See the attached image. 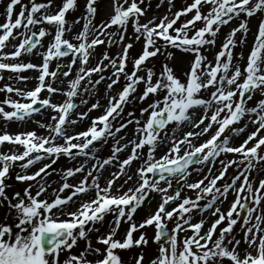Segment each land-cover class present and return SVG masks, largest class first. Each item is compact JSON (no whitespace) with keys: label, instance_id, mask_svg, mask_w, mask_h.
I'll use <instances>...</instances> for the list:
<instances>
[{"label":"snow or ice","instance_id":"6c2138e0","mask_svg":"<svg viewBox=\"0 0 264 264\" xmlns=\"http://www.w3.org/2000/svg\"><path fill=\"white\" fill-rule=\"evenodd\" d=\"M142 2L143 0H139V3ZM168 2L171 6L172 0ZM95 3L96 0H86L84 14L74 21V23H79L81 19L85 21L82 30L73 36L77 43L65 38V32L70 30L65 27V17L69 11L77 8V0H61L54 10L53 0L42 2L29 0L28 4H21V0H9L6 5L5 20L0 24V71L7 70L19 74L26 70H35L38 73L36 76L38 83L28 91L9 85L0 88V92H14L21 98L0 101V119L23 121L39 112L40 107L47 108L53 114L49 123L39 124V127L48 132L46 136H38L34 131L14 135L7 132L0 134V144L7 142L23 148V151L0 152V198L8 201L10 210V218L0 221V264H124L116 250L147 245L148 240L144 233L141 232L138 238H133V233L145 226H154L153 242L158 245L157 254L150 264H225V261L228 264H264V207H262L264 178L260 179L255 187L253 180L250 179L256 165L264 162V135L260 134L261 130H264V99L259 100L254 107L246 106V99H251L254 91L259 90L264 96V0H192L191 4L173 13L171 18L163 16L157 23L154 17L143 24L139 22V17L144 11L138 0H112V14L109 18L93 25L91 20L97 11ZM18 4L20 9L13 18L15 6ZM203 5L209 6L206 13L201 12ZM188 13H193L190 19L173 27L182 15ZM257 13H260L262 18L257 25L245 65L241 68L239 63L233 64L232 49L237 43L245 42L249 31L247 18ZM241 14L243 18L229 32L220 50L215 54L214 61H208L207 57L201 54V49L205 45H214V37L220 27L227 25L234 18H241ZM130 20L135 39L143 37L144 45L141 54L133 60V70L126 72L128 51L132 44L123 42ZM197 22H202V26L197 28ZM42 24L54 28V34L44 27L32 30L36 25ZM113 26L117 28V32H108ZM21 29L23 31H20ZM237 32L241 33L239 41L235 39ZM46 35H52V39L47 48L39 52L42 58L40 64L19 60L23 53H32L34 49L39 51L37 46L43 47L42 38ZM104 36L108 37L110 45L123 44L122 51L113 57L105 52L94 67L86 68L91 50L105 43L101 38ZM113 36H117L118 39H113ZM17 39L19 42L13 43ZM157 40L192 54L193 58L183 81L167 66L163 68L155 82L154 73L150 68L147 69L145 76L137 75L144 62L160 52V48L156 46ZM9 46L13 50L4 52L3 50ZM69 56L71 59L66 65L68 71L61 72L62 66L59 63L55 71L49 70L50 61ZM239 58H244L243 53ZM5 60L14 62H3ZM105 60L108 61L107 64L103 63ZM77 61L78 72L74 79L68 81L67 88L53 87V82L60 75L64 77L70 75ZM108 67L113 69L112 77L115 78L108 77L110 83L107 84V89L110 90L119 82L121 74L127 83L116 96L109 97L104 114L93 118L86 130L69 134L66 125H74L77 122L68 117L79 107L73 102V98L80 90L81 81H85L83 91H90L88 85L95 88V85L105 79L101 75L99 79L93 81L92 74L102 73ZM16 78L24 81L29 79L19 75ZM141 82L145 84V88L138 97L139 100L143 101L150 94L163 95L147 108L140 110L141 116L148 113L142 125L139 120H128L113 130L111 120L120 115L123 105L128 102L131 93L135 92V86ZM63 83L61 81V84ZM208 89L211 91L207 98L199 95L202 90ZM42 91H46L49 96L41 98ZM51 94H60L66 99L61 103H55L50 98ZM80 103L86 101L81 100ZM4 105L11 110L6 111ZM37 105L40 107H36ZM98 106V103H93L91 109ZM194 108L203 110L199 119H194L190 113ZM131 115L132 113H129V116ZM245 115L256 129L239 145H233L229 136L225 135L226 129L232 133L243 132L244 128L231 126L237 124ZM77 116L83 119L87 112L77 113ZM205 120L208 121L207 124ZM129 123L137 125L135 131L138 139L128 141L132 147L127 158L117 160L116 153L127 147L120 145L119 140L112 146L110 157L103 160L97 157L94 142L115 137V134ZM170 123L177 127L187 124L193 129L200 128L202 124L204 127L199 132L183 133L179 138L175 133L171 135L165 133L167 149L157 159L154 156L157 143H165V139L160 137V132ZM214 125L215 130L207 140L198 145L192 142V138L209 133ZM58 139L62 140V143H57ZM145 145L148 146V150L146 157L136 169V185L121 191L124 184L133 179L131 175H127L125 169L133 160L140 158L141 153L138 150L143 149ZM181 145H187V148L181 151ZM222 153L235 155L227 162L220 161L222 168L219 175H212L209 167L208 175L203 179L187 183V188L198 190L195 199L184 197L176 207L168 210L166 206L170 202L180 199L179 190L173 195L167 194L172 187L173 178H178L179 184L190 174L188 171L190 166L213 164ZM61 155L69 159L78 156H84L86 159L78 167L63 171L62 178L65 182L59 189L53 190L55 195L51 200L40 199L47 190L44 184H39L34 194L31 192L30 184L23 190V195L15 192L12 199H9L5 193L4 179L13 164L20 161L22 163L18 166L27 169L46 158L54 164ZM88 160L95 162L86 171ZM114 160H117L119 170L111 172L105 184L101 186L99 181L102 171ZM51 164H44L30 175H17L16 179L32 181L40 177L42 180L41 174L46 176L48 174L46 170L51 168ZM233 165L236 166L237 173L231 178V182L217 187V181L223 179L227 168ZM77 173L83 175L76 183H68L67 179ZM122 175L126 176V179L113 191V185ZM206 179L207 184L204 183ZM161 181L164 182V186H160ZM237 181H240L238 186ZM66 189L69 190L68 194L60 195ZM150 191L162 194L156 210L139 225L130 223L123 240L113 239L121 221L132 220L133 214ZM230 191L234 194V200L228 210L222 212L219 207H215L212 215L218 218L201 234L204 220L191 223V217L186 214L195 208H200L201 211L212 209L217 200L222 197L226 199ZM89 192L93 193L90 199H74ZM202 199H206L207 203L201 206L199 201ZM70 202L78 205L74 211L67 209ZM109 213L112 214V226L106 234L97 237V243L105 246L101 251L100 248L92 247L91 241L87 240V234L93 230L99 231L94 229V225L103 221L105 215ZM242 213L246 215L242 216ZM61 216L65 219H60ZM174 216L175 224L169 231L164 221L172 220ZM223 221H227L226 226L222 227L213 239L217 226ZM238 222H241L242 240L247 245L242 253L238 251L241 239L231 235L233 226ZM187 231H190L191 235L179 237V233ZM78 240H87L86 246L79 254H72L71 249L76 246ZM61 252L69 253L62 262L59 260ZM89 254H95L100 258L90 261L87 259ZM134 259L135 264H142L143 254Z\"/></svg>","mask_w":264,"mask_h":264},{"label":"rangeland","instance_id":"374dc122","mask_svg":"<svg viewBox=\"0 0 264 264\" xmlns=\"http://www.w3.org/2000/svg\"><path fill=\"white\" fill-rule=\"evenodd\" d=\"M6 1H7V3L9 2V0H3V2H2L3 6L6 5ZM24 1H29V0H21V2H24ZM37 2H42V0H37ZM53 3H57V5H59L61 3V0H53ZM85 3H86V0H77V8L75 10L69 11L67 22L73 21V19L76 18L78 15L80 17H82V15L84 14ZM138 3H139V0H138ZM191 3H192V0H172V4L170 6L168 0H143L142 3H139V6L143 9L144 14L139 17V22L141 24L147 23L149 20H152L155 17L156 22L158 23L159 19L161 17L168 16L169 18H171L173 13H175L176 11L186 7L187 5H189ZM56 6L53 5L52 10H54ZM95 7H96L97 11H96L94 18L91 20V24H93V25L99 24L102 21H106L109 18V16L112 14V0H99L95 4ZM208 7H209L208 5H203L201 7V12L206 13L208 10ZM19 9H20V5L19 6L16 5L14 12L19 11ZM192 15H193V13H188L187 15H182L181 18H183V19H181L178 22L177 26H179L185 20L190 19ZM242 18H243V14H241V18H234L227 25H222L220 27L219 31L217 32V35L214 37L215 44L214 45H208V51L207 52H204L201 49V54L206 56L208 61H214V56L220 50V47H221L222 43L224 42L225 38L227 37L229 32L240 23V19H242ZM261 18L262 17H261L260 13H257L256 15L247 18L249 31L247 33L245 42L243 44L237 43V46L232 49L233 64L239 63L241 68L244 67L248 53H249V50L253 44L254 34L257 30V25H258ZM2 21H3V17L0 20V24ZM201 26H202V22H198V28ZM22 30L23 29H21L20 31H22ZM32 30L35 31V30H37V28L33 27ZM81 30H82V28H81ZM108 32L116 33L117 28L114 26V28H110L108 30ZM48 36L51 38V35H48ZM124 36H125V38H124L123 44H127V43L132 44V47L128 51V60H127L126 68H125L126 72H131L133 70V60L136 57H138V55H140L142 50H143L144 38L141 37V39H139V40L135 39V33H134V30L132 27L131 20L128 23L127 30L124 33ZM240 37H241V33L237 32L235 39L237 41H239ZM101 38L105 40V43L98 45L95 47V49L91 50V56L89 57V64L85 66L86 68L94 67L101 60V58L105 52H107V54L110 57H113L122 51L123 44L114 43V45L112 47H109L108 46V37L104 36ZM208 38L213 39L212 37H208ZM115 39H118V37L116 36ZM17 42H18V39L16 41H13V43H17ZM156 46L160 48V52H158L156 56L150 57L148 60H146L144 62V64L141 66L140 71L137 72V75L145 76L147 69L150 68L154 73L153 82H155V80L159 77V74L161 73L163 68L165 66H167V67L171 68L173 73L183 81L185 79L184 74L189 70V65H190V62L193 58L192 54L187 53V52H182L181 50H179L175 47H172L171 45H165L160 40L156 41ZM166 48H168V49L165 50ZM12 50L13 49L10 46L8 51H12ZM165 53H166V55H165ZM241 53H243V57H244L243 59L239 58ZM94 55H96V57H94ZM36 57H37V60L25 59L23 57L20 58L19 60L22 62L31 61V63L40 64L42 58L39 55V53L36 54ZM160 59H164V61L162 62L163 65H162V63L159 62ZM67 60L69 61V58H67ZM3 62L7 63L9 61L5 60ZM56 62L57 61L54 59L52 61H50V63H49L50 64L49 65L50 71H53L52 69H54V67L57 65ZM103 63L107 64L108 61L105 60V61H103ZM78 68H79V61H77V64L75 65L74 74L72 75V76H74L73 79L75 78V76L78 72ZM64 69L65 68L63 67L62 71ZM71 72H72V69H71ZM112 73H113V69L111 67H108L102 73L92 74L91 80H93V81L99 79V77L101 75H103L105 77V79L102 80L99 84L95 85V88H92V85H88V87L90 89V91H88V92L83 91V88L85 86V81H81L80 90L78 91L77 96L79 97L80 100H89L90 99L89 101H91V104H87V106L82 105L80 108V111H78L77 113H80V112L89 113V109L91 108V105L93 103H98L99 106L95 109H91L92 111H94V113L90 114V115H92V117H90L89 115L86 116V121L84 123H82V124L79 123L75 127L69 125L70 128L73 129V130L68 131L69 134H72V133L74 134V133H78V132L86 130L90 126L93 118L104 114V112L108 106L109 97L116 96L119 93V91L122 89V87L127 83L124 75L121 74L119 77V82L117 84H114L110 90L107 89L106 86L108 83H110V80L108 79V77H112ZM37 75H38V73H37ZM0 77H2V79H0V88H3L5 85L13 86L14 88H19V86L17 84V78H16L17 74L16 73H5V72L0 71ZM60 77H63V75H60L59 78ZM112 78L114 79L115 77H112ZM70 79H72V78H70ZM37 83H38V81L35 84L28 83L27 85H24L22 90H24V91L31 90L37 85ZM54 84H55V82H53V87H57ZM135 88H136V90H135V92L131 93V95L128 98V102L123 105L122 111L120 112V115L116 116L115 120H111V118H110L113 130L119 124L124 123L128 120H133V121L139 120L141 125H142L145 122V120L147 119L148 113H145L143 116H141L140 110L142 108H147L150 103H152L156 99H159L160 96L163 95V93H157L156 95L150 94L146 99L141 101L138 99V97L142 94V92L145 88V84L143 82H141V83L137 84L135 86ZM104 90H105V96L100 95L99 99H97V95L101 94ZM210 91H211V89L202 90L199 95L207 98ZM45 92L46 91L41 92V94H40L41 98H43V95L45 94ZM48 96H49V94H47L46 97H48ZM61 97L62 96H60V94L59 95L51 94L50 98L54 102V101H60ZM4 99L20 100L21 98L17 97L14 92L13 93L0 92V101H3ZM65 99H63L62 101H64ZM261 99H264V96L261 95L259 90H256L251 94V99H247L246 106L247 107H254L257 104V102ZM80 100H77V101H80ZM73 101H76V100L73 99ZM4 108L6 111L11 110L10 108H8L7 105H4ZM45 112H51V111L45 110ZM129 113H132V115L129 116ZM201 114H202V110H201L200 115ZM51 115L52 114H50L47 117V121L44 122V124H47L50 122V116ZM200 115H199V117H200ZM199 117H198V119H199ZM247 118H248V116L245 115L241 120L245 122V120L248 121ZM89 119H90V121H89ZM29 121H31V120L27 119V118L21 122H16L14 120L5 121L3 119H0V134H2L4 132H7L10 135L17 134V133H25L28 131H32L33 129H35L39 126V124L37 125L36 123L29 122ZM11 123H12V126H11ZM15 123L21 124V125L18 127H13V125ZM136 127H137V125L135 123H129V124H127V127L122 129L119 133H116L115 137H108L106 140H104V139L99 140L97 145H95V148L97 150L95 155L97 157H99L101 160L110 157L112 155V146L114 145L116 140H119L120 145H127V147H124L122 151L116 153L117 160H123V159L127 158V156L130 154L131 147H132V145L129 144L128 141L138 139L137 133L135 131ZM179 127H177L174 123H171L169 125L168 129L161 134L160 137L164 138L165 142H166L165 143V149H167V138L165 137V133H168L169 135H171L176 130L184 128V126L182 128H179ZM186 128H187V126L185 127V129ZM233 128H240V126H234ZM251 128H249L245 131L244 136L237 138L230 143L233 145H239L251 133V131H252ZM254 130H255V127H254ZM196 132H199V131H196ZM233 134L234 133H232L229 136L230 139H232ZM260 134L263 135L264 130H261ZM210 135L211 134H209V136ZM121 137H123V139H120ZM179 137H181V136H179ZM208 138L209 137L203 138V136L200 135V136H197L195 138H192V142L194 144L198 145L201 142L207 140ZM147 150H148V147H146V149H144V150H141V149L138 150L141 153L140 158L133 160L131 165L127 166L126 170L128 172H130V171L132 172L131 176H133V179L131 180V182L129 184H127V185L124 184L123 189H126V186L127 187H134L136 185V181H137V179H135L136 169L141 164V159L142 158L144 159L146 157ZM183 150H184V148L182 149V151ZM223 154L224 153H222L219 157H222ZM154 156L158 159L161 155H159L158 153L156 154V152H155ZM224 156H225L224 160H223V158H219L213 164H210L209 166L196 164V167H192L189 170L190 174L185 178V180H183L184 185L179 190L180 191V199L175 200V202L172 203V205L170 207L171 208L176 207V205H178L184 197H189L191 199H195L198 190L189 189L186 187V184L187 183H194L200 179H203L205 176L208 175L209 167H211L212 175H219V171L222 168L220 161L223 160V161L227 162L228 160L233 158L234 154L225 153ZM80 157L82 159V160L80 159L81 162L76 160L77 157L69 159L68 157L61 156V158H59L57 160V166L56 165L54 166V169L51 173L47 174L46 176L44 174H41V176L43 177L42 180L40 177L34 181H31V182L15 180L12 185H7L6 184L7 180L5 179L4 180V183L6 186L5 187V193L9 197V199H12L13 193L20 192L21 195H23V190L28 185L31 184L32 185L31 192L34 194L37 190V186L39 184H44L47 190L45 193L42 194L40 199L48 198L49 200H51L55 195L53 190L59 189V187L65 182L64 179L62 178L63 171L65 169H68V168L78 167L81 163L85 162L86 158L84 156H80ZM117 160H114L115 162L114 161L112 162V164H115V166H116L114 171H112V172L118 171ZM50 162H51V160H45L42 163L35 165L30 170H22L21 172H22V174H29L30 175V174L34 173L35 171H37L44 164H48ZM94 162L95 161H93V160H88L86 163V169L85 170L87 171V169L90 168L91 164ZM11 168L17 169V170H19V172L21 169L18 166V164H13L9 169V173L11 171H13ZM196 169H201V170L196 171ZM236 173H237V168L235 165L233 167L232 166L228 167L223 179L217 181V187H221L225 183H230L231 178L234 175H236ZM17 174L18 173H16V175ZM81 176H82V173L80 175H78L77 178L80 179ZM108 178H109V175L105 179H103L102 182L103 181L106 182V180ZM209 178H211V177H209ZM262 178H264V162L257 164L256 168L250 174V179L253 180V186L254 187H255L256 183H258V181ZM121 179L119 181L118 180L117 181L120 182ZM77 181L78 180L72 179V177H69L67 179V182L70 184H74ZM118 182H116V184H114V186H113L114 190L116 189L115 187L118 184ZM204 183L207 184L208 180L206 179L204 181ZM239 183H240V181H237V186L239 185ZM202 187H203V185H202ZM68 191L69 190L66 189L65 192L61 193L60 195H62V196L67 195ZM176 191H177V186H176V184H174L173 190L172 191L168 190L167 194L173 195L172 193H175ZM154 193H155V191H150L148 193L146 199L143 201V203L137 208L136 212L133 214L131 221H127V220L121 221L119 229L116 231V234L113 237V239L123 240L128 228H129L130 223H136L139 225L148 215H150L151 213H153L156 210L157 205L159 204L160 200L156 201L155 204L150 206L152 204V203H150V199L153 197V195H155ZM92 195H93V193L90 192L89 194H87V197L85 195H83L81 197H76L74 199H77V198L82 199L85 197L87 199H90L92 197ZM233 197H234V194L232 193L231 198H227L225 200L223 198H221V199L217 200L216 204L213 205L212 209H207V210L201 211L200 208H195L190 213H187L186 215L191 217V223H197L200 220H204L205 229L204 230L201 229V234H203L204 232H206L209 229V227L211 226L213 221L218 218L217 216L212 215L213 209L215 207H219L222 212H226L230 206V203L232 202L231 200ZM86 198L84 200H86ZM12 202L15 203V200H13ZM206 203H207L206 199H202L199 201V204L201 206L206 204ZM77 207H78L77 204L71 203L67 206V209H68V211H74ZM262 207H264V204H262ZM53 211H55V210H53ZM234 216H235V214H234ZM9 218H10V210L8 208V201H4V200H2V198H0V221L8 220ZM60 219H65V217L61 216ZM174 224H175V216L173 217L172 220L168 221L167 225L170 227V229H172L174 227ZM226 224H227V221H224V223L217 226L216 233L214 234L213 239L216 238L220 229L222 227L226 226ZM111 226H112V214L111 213L105 215V218L103 221L94 225V229H99V231L93 230L92 232H89L87 234V240L91 241L93 248H100L101 251H103L105 246L97 243V237L100 235L106 234L109 231ZM87 227H88V225H86V229H87ZM141 232L142 233L144 232L145 238L148 240L147 245H141L139 247L134 246L132 248L125 249V250H116L117 253L120 255L124 264H135L134 258L137 257L141 253L143 254L142 264H150V261L157 254L158 245L153 242V236L155 233L154 226H149L147 228L146 227L138 228V230L133 233V238L134 239L138 238ZM187 235H191V232L187 231V232L179 233V237H181V238L184 236H187ZM231 235L234 236L236 239H241V244L239 246L238 251H240L242 253L243 250L245 248H247V245L244 244V242L242 240L243 232L241 230V225L239 223H237V225L233 226V232ZM87 240H78L76 246H74L73 249H71V253L72 254H79V252L85 248ZM68 254L69 253L61 252L60 256H59V260L62 262L67 257ZM98 258H100V257L96 256L95 254H89L87 256V259L90 261H95ZM225 264H228V262L225 261Z\"/></svg>","mask_w":264,"mask_h":264},{"label":"bare ground","instance_id":"6f19581e","mask_svg":"<svg viewBox=\"0 0 264 264\" xmlns=\"http://www.w3.org/2000/svg\"><path fill=\"white\" fill-rule=\"evenodd\" d=\"M81 21L79 23H74L75 26H80L81 25ZM12 126V125H11ZM8 147H5L4 149H7ZM112 168L110 167L108 170H107V173L109 174L111 172ZM136 177V176H135ZM123 184V183H122ZM103 185V184H102Z\"/></svg>","mask_w":264,"mask_h":264}]
</instances>
